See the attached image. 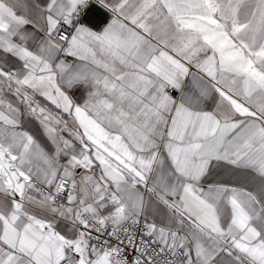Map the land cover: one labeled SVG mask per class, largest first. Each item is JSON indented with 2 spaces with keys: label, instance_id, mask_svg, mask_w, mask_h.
Returning a JSON list of instances; mask_svg holds the SVG:
<instances>
[{
  "label": "snow or ice",
  "instance_id": "snow-or-ice-1",
  "mask_svg": "<svg viewBox=\"0 0 264 264\" xmlns=\"http://www.w3.org/2000/svg\"><path fill=\"white\" fill-rule=\"evenodd\" d=\"M92 2L0 0V264H264V0Z\"/></svg>",
  "mask_w": 264,
  "mask_h": 264
},
{
  "label": "crops",
  "instance_id": "crops-1",
  "mask_svg": "<svg viewBox=\"0 0 264 264\" xmlns=\"http://www.w3.org/2000/svg\"><path fill=\"white\" fill-rule=\"evenodd\" d=\"M26 2L29 4L38 2L41 5H43L46 2V0H26ZM96 7H99V8H96ZM96 7L92 8V10L84 17L82 23L88 25L94 30L99 31L103 28V26H105L108 23L110 16L99 5L96 4ZM69 62H72V58H69ZM0 63L5 64V66L9 68L18 67L17 62L9 57L0 56ZM170 92L174 95V97L178 98L179 96L178 92H176L175 90H171V89H170ZM68 94L72 97V99L76 103L83 104L84 101L89 98V86L77 85L73 89L69 90ZM37 99L40 101L42 105L48 107L53 112L59 111L55 108L54 105H52L50 102L45 100L43 97H37ZM214 106L215 105L212 100H208L205 104V107L208 110H211L212 108H214ZM64 119L70 120L71 118L68 117L67 114H64ZM23 121H24V128L26 130H29L31 134L36 136L38 141L45 148L51 150L52 145L50 141H48L47 137L43 134V128L39 124V121L35 117L29 116L27 114L23 117ZM83 174H84L83 170H80V175H83ZM216 181H230L232 183L247 184L250 187H255L256 185V181L253 180L251 177H248L244 173L233 175L222 163L219 166H216L212 169V174L206 178L205 183L216 182ZM152 219L153 217H149V220H152ZM156 219L159 220L160 218L156 217ZM58 226L62 232L68 231V224L66 221H59Z\"/></svg>",
  "mask_w": 264,
  "mask_h": 264
},
{
  "label": "built area",
  "instance_id": "built-area-1",
  "mask_svg": "<svg viewBox=\"0 0 264 264\" xmlns=\"http://www.w3.org/2000/svg\"><path fill=\"white\" fill-rule=\"evenodd\" d=\"M96 7V4L94 2H92L90 4V6L81 14L79 20L80 22L82 23L84 17L92 10V8H95ZM96 8H99V7H96Z\"/></svg>",
  "mask_w": 264,
  "mask_h": 264
}]
</instances>
